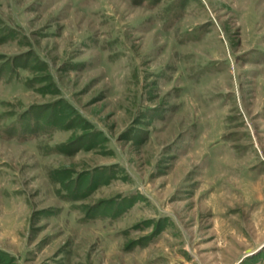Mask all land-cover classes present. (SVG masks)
I'll list each match as a JSON object with an SVG mask.
<instances>
[{"label":"rangeland","instance_id":"obj_1","mask_svg":"<svg viewBox=\"0 0 264 264\" xmlns=\"http://www.w3.org/2000/svg\"><path fill=\"white\" fill-rule=\"evenodd\" d=\"M0 21V65L29 59L0 83V264H264V0H0Z\"/></svg>","mask_w":264,"mask_h":264},{"label":"trees","instance_id":"obj_2","mask_svg":"<svg viewBox=\"0 0 264 264\" xmlns=\"http://www.w3.org/2000/svg\"><path fill=\"white\" fill-rule=\"evenodd\" d=\"M3 24L4 23L0 21V25H3ZM0 33H3L0 37L1 41L4 39H7L9 37L14 38V36L16 35L15 32H13L7 25H5L4 28L0 29ZM28 61H29L28 55L25 57L22 56L21 58H19V57L5 58V60L1 61L3 63H2V65H0V83L1 82L4 83L5 82L4 79L6 80L5 83H11L13 80H15L17 78L16 75L18 74L19 68L21 69V66H25L24 64H26ZM6 69L7 70L11 69V71L9 72L8 78L5 75ZM28 84H27V86H28ZM54 108L55 107H53V106L51 108L41 107V106L32 107L28 111H26L25 113L21 114L20 118L23 117V119H24L25 117L29 116L30 112H34V113H31V115H33V116H40L41 114H44V115L47 114V116H48L49 112L55 111ZM54 113L56 114V112H54ZM30 118H33V117L31 116ZM63 118H64V115L61 114L60 112H59V115H57V114L55 116L52 115V116L48 117L49 120L46 122V126L48 125V128H50L52 126H61L62 127L65 124ZM23 121L25 122V120H23ZM23 121H22V123H24ZM27 123L29 124L31 122L27 121ZM68 126H70V123L67 125H64L63 127H68ZM2 130H4L3 132L6 134V135L5 134L4 135L8 136V137L12 136V134H17V132H19L15 122H13V124H5L2 128ZM80 141L71 142L69 145H64V146L61 145L60 151L62 153H64V155H67V156L74 154L76 149H79L80 147L83 146V144L86 143L85 141H83L85 143L81 144ZM74 147H76V148L74 149ZM66 148H67V150H65ZM61 149H63V150H61ZM72 184H73V182H71L68 185V187H71ZM89 186H91V185H89Z\"/></svg>","mask_w":264,"mask_h":264},{"label":"water","instance_id":"obj_3","mask_svg":"<svg viewBox=\"0 0 264 264\" xmlns=\"http://www.w3.org/2000/svg\"><path fill=\"white\" fill-rule=\"evenodd\" d=\"M251 255H253V254H251ZM251 255H250V256H251ZM242 262H243V261H242ZM240 263H241V262H240Z\"/></svg>","mask_w":264,"mask_h":264}]
</instances>
